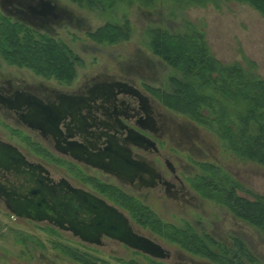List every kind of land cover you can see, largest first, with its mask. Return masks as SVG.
<instances>
[{"label":"flooded vegetation","instance_id":"obj_1","mask_svg":"<svg viewBox=\"0 0 264 264\" xmlns=\"http://www.w3.org/2000/svg\"><path fill=\"white\" fill-rule=\"evenodd\" d=\"M3 20L22 24L37 35L66 45H69L68 37L72 43V30L86 34L91 31L84 24L85 17L59 0H0V22ZM145 60L148 59L142 56L129 62L116 58L112 60V68L98 64L89 73L78 72L74 78L75 72L73 79L66 81L20 69H0V126L5 131L0 133V149L14 146L27 162L18 170L0 167V205L8 211L7 194L28 176L41 178L55 188L65 183L118 208L129 218L135 231L159 242L155 236L142 232V227L111 200L110 189L116 188L144 204L150 200L160 205L168 202L181 212L192 209L203 214V201L212 200L200 183L201 178L211 177L212 173L206 172L203 164H214V174L218 168L222 169L236 185L245 186L226 167L207 161L208 151H213L204 139L207 129L185 116L180 121L177 116L182 115L169 112L153 91V83L159 85L153 72L158 66L153 60L150 68V62ZM49 112H54V118L46 121L44 116ZM37 114L41 120L33 117ZM17 141L29 143V152L21 149ZM31 152L45 158L46 163L34 159ZM94 180L96 186H91ZM84 183H89V188ZM217 201L227 207L221 199ZM208 222L212 228L215 226L214 221ZM39 223L57 228L47 222ZM79 241L96 247L124 245L106 236L98 245ZM162 247L166 254L163 262L173 264L172 251ZM178 249L177 257L186 259L187 264H213Z\"/></svg>","mask_w":264,"mask_h":264},{"label":"rangeland","instance_id":"obj_2","mask_svg":"<svg viewBox=\"0 0 264 264\" xmlns=\"http://www.w3.org/2000/svg\"><path fill=\"white\" fill-rule=\"evenodd\" d=\"M59 1L85 17L84 24L91 30L88 34L81 30H72L70 33L72 43L68 40L69 37L67 38L69 43L67 46L72 51V59L74 58L72 61L76 72L74 78L78 77V72L89 73V71L96 69L98 64H106L109 68H112V60L116 58L129 62L132 58L142 56L148 59L145 61L150 62V68H152L151 63L154 64L153 60L158 66L156 71L153 72L159 85L153 83V91L161 89L163 93H169L172 91L171 77L177 76L181 81V74L169 62H164L158 55L151 52L152 48L148 44V39L151 38L147 29L161 26L175 31L186 26L194 28L193 31L195 32H204V40L207 43L208 50L220 63L224 65L238 64L246 72H251L253 75L264 79V16L248 4L234 0H224L218 4L214 2L204 3L200 0L189 3L188 0H178V3H175L174 0H118L119 2L113 5L112 8L102 10L89 9L86 6L79 7L68 0ZM124 19L129 20L130 31L127 39L109 44L99 43L94 39V36L92 37L91 33L97 27L107 22L123 25ZM35 35L36 37H42ZM145 61L144 63H146ZM0 69L3 71L20 69L35 75H42L27 67L7 62L1 52ZM49 78L53 77L50 76ZM157 97L162 102L161 97L159 95ZM167 109L173 115H176V112L170 108ZM177 117L182 121L183 115ZM2 129L0 126V133L3 134L5 131H2ZM202 132L205 133L204 130ZM205 135L206 138L204 137V139L208 141V146L213 150L208 151L207 161L222 165L229 169L232 174H236L245 185L243 187L250 192L264 195V167L249 161L239 160L235 155L229 154L228 151H222L218 146L220 142L216 137L208 130ZM17 142L24 151L29 152L31 149L28 146L29 143ZM31 155L34 159L46 163L45 158L38 157L32 152ZM52 160H55V158H52ZM67 174L65 172V175ZM210 176L216 180L220 176V178L225 179L226 173L222 169L219 171L218 168L217 173L212 172ZM96 183L97 181L94 180L91 186L93 184L96 186ZM88 184L84 183V186L89 188ZM203 189L205 195L212 199L203 201V214L200 210L193 211L192 209H188L185 213L181 212L180 209L173 207L168 202L167 205H160L161 203L158 204L151 200L145 202V204L140 203L153 210L163 222L178 227H183L185 223H188L198 234L205 232L215 240L228 244V246L233 239H242L264 264V234L248 222L235 217L227 207L216 203L218 202L216 191L210 192L207 187H203ZM111 200L114 201L115 199L111 197ZM116 204L119 203L116 202ZM208 220L214 221L215 226L213 228ZM141 229L142 232L155 236L165 248L172 251L174 259L171 260L173 264H187L186 259L177 257L176 251L179 250V247L175 243L157 236L148 227ZM58 244L86 251L114 264H127L132 260L152 264L138 251L125 245L113 243L108 247H96L82 244L71 234L51 225L34 223L22 218H13L5 207L0 205V264H77L61 253V247ZM195 258L198 259L199 257ZM151 259L161 263L165 261L164 259Z\"/></svg>","mask_w":264,"mask_h":264},{"label":"trees","instance_id":"obj_3","mask_svg":"<svg viewBox=\"0 0 264 264\" xmlns=\"http://www.w3.org/2000/svg\"><path fill=\"white\" fill-rule=\"evenodd\" d=\"M68 1L79 7L107 10L121 0ZM174 1L178 3V0ZM193 1L196 0H188V3ZM200 1L218 4L224 0ZM234 1L248 4L264 16V0ZM123 22V25L107 22L91 35L99 43L112 44L125 40L130 27L129 20L124 19ZM193 30L186 26L175 31L161 26L147 29L151 52L169 62L181 74V81L177 76L171 77V92L163 93L157 89L155 94L161 97L167 108L204 126L217 138L221 147L237 158L264 167V79L246 72L238 64L220 63L208 50L204 32ZM0 52L7 62L27 67L45 77L66 81L72 80L75 75L72 51L66 44L47 36L36 37L22 24L0 22ZM202 167L206 172L214 170V164L205 163ZM218 179L207 175L200 179V183L215 190L216 198L221 199L239 219L264 234V196L236 185L229 176ZM108 194L137 225L148 227L184 252L208 259L213 264H262L242 239H233L228 246L204 232L198 234L188 223L178 227L161 221L153 210L116 188L110 189ZM58 246L61 253L77 264H114L86 251L61 244ZM140 254L152 264H165ZM127 264L144 263L132 260Z\"/></svg>","mask_w":264,"mask_h":264},{"label":"water","instance_id":"obj_4","mask_svg":"<svg viewBox=\"0 0 264 264\" xmlns=\"http://www.w3.org/2000/svg\"><path fill=\"white\" fill-rule=\"evenodd\" d=\"M33 117L41 120L39 114ZM52 118L54 112L44 116L46 121ZM26 164L24 156L16 147L2 146L0 149V167L18 170L20 165ZM7 199V209L13 217L37 223L47 222L61 230L70 231L85 243L98 245L101 244V238L106 236L151 258L163 259L166 256L161 243L135 231L123 212L83 189L65 183L55 188L41 178L28 176V179L12 187Z\"/></svg>","mask_w":264,"mask_h":264}]
</instances>
